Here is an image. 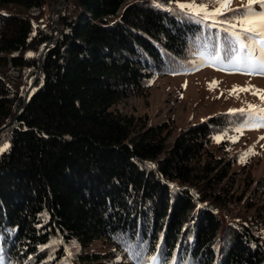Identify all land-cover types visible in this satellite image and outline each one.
<instances>
[{
  "label": "trees",
  "instance_id": "trees-1",
  "mask_svg": "<svg viewBox=\"0 0 264 264\" xmlns=\"http://www.w3.org/2000/svg\"><path fill=\"white\" fill-rule=\"evenodd\" d=\"M225 27L153 0H0L4 264H133L122 236L147 242L149 256L160 245L177 264H264V180L236 193L230 158L210 148L243 112L214 113L172 135L168 120L116 107L194 60L237 69L223 47L212 58ZM240 203L252 213L234 212Z\"/></svg>",
  "mask_w": 264,
  "mask_h": 264
},
{
  "label": "rangeland",
  "instance_id": "rangeland-1",
  "mask_svg": "<svg viewBox=\"0 0 264 264\" xmlns=\"http://www.w3.org/2000/svg\"><path fill=\"white\" fill-rule=\"evenodd\" d=\"M178 2L187 3L189 0ZM246 2L247 0H231L229 7L241 8ZM55 6L52 9L47 7L44 15L53 18ZM209 7L211 10L219 5L212 4ZM219 18L221 17H217ZM197 63L198 60H194L185 72L152 77L141 92L120 99L116 107L120 112L146 115L149 122L168 120L172 126V135L186 124L214 113H228L230 120L243 116L241 121H238L240 126L211 136L210 148L217 154L230 158L233 189L236 193L245 192L246 196L250 190V187H247L249 180H264V139H260L264 136V127L252 126L259 122L257 120H252V125L248 123L249 106L264 107V99L261 98L264 92L259 91L264 90V75L246 70L237 71L235 67L217 64L213 60L198 66ZM234 86H237L235 91ZM239 88L248 90L239 91ZM217 137L220 138L219 142L215 139ZM234 137L238 138L234 141ZM249 150L255 154L247 155L242 162V154L248 153ZM258 202L263 204L264 214V197L262 200L258 198ZM234 207L232 206L234 212L252 213V209L244 211L241 203ZM92 246L98 247L99 243L93 242Z\"/></svg>",
  "mask_w": 264,
  "mask_h": 264
},
{
  "label": "snow or ice",
  "instance_id": "snow-or-ice-1",
  "mask_svg": "<svg viewBox=\"0 0 264 264\" xmlns=\"http://www.w3.org/2000/svg\"><path fill=\"white\" fill-rule=\"evenodd\" d=\"M153 4L158 8L179 13L189 19H193L197 23L213 20L217 23L228 24V27L223 29L222 46L220 44H213L212 46V58L221 59L220 52L221 47H223V59L228 63L236 64L238 66L237 71L240 70V66H243L246 71L264 75V0H247L241 8L229 7L231 0H189L187 3H179L177 0L175 6H172V0H169V4L161 3V0H153ZM212 4H218L219 7L210 10L209 6ZM217 17H224V19L217 21ZM212 26L214 27L215 23ZM218 38L219 33L210 39L216 40ZM198 39L199 37H197ZM28 55L30 56L32 53ZM235 90H237V86H234L233 91ZM238 90L247 91L248 89L239 88ZM259 91L264 92V90ZM261 98L264 99V95ZM249 108V120L259 121L252 126L264 127V107L250 105ZM237 131H240V129H237ZM237 138L234 137L233 140L235 141ZM215 139L217 142L220 140L219 137ZM260 139H264V136L260 137ZM7 148L8 145L5 144L0 147V151H4ZM251 154L255 153L249 150L248 153L242 154V162L244 157ZM119 239L122 241L125 252L133 264H177L175 256L171 262L165 259L160 245H157V253L149 256L145 255L147 242H132L123 236ZM72 246L74 248L78 247L75 241L72 242ZM44 247H47V245ZM71 255L72 252L68 251V256L70 257ZM0 264H4L2 256H0Z\"/></svg>",
  "mask_w": 264,
  "mask_h": 264
},
{
  "label": "water",
  "instance_id": "water-1",
  "mask_svg": "<svg viewBox=\"0 0 264 264\" xmlns=\"http://www.w3.org/2000/svg\"><path fill=\"white\" fill-rule=\"evenodd\" d=\"M60 1H62V0H60ZM57 5H58V4H57ZM57 5H56V6H57ZM56 6H55V7H56ZM45 49H46V47H45ZM42 51H43V50H42ZM42 51H41V53H42ZM36 75H37V74H36ZM34 80H35V79H34ZM34 80H33V82H34ZM33 82H32L31 85L29 86L28 90L31 89V87H32V85H33Z\"/></svg>",
  "mask_w": 264,
  "mask_h": 264
}]
</instances>
